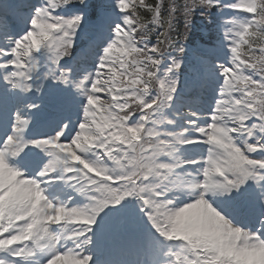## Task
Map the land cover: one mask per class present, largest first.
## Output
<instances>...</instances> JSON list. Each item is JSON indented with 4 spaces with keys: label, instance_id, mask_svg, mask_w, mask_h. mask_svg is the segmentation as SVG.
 I'll list each match as a JSON object with an SVG mask.
<instances>
[{
    "label": "snow or ice",
    "instance_id": "obj_1",
    "mask_svg": "<svg viewBox=\"0 0 264 264\" xmlns=\"http://www.w3.org/2000/svg\"><path fill=\"white\" fill-rule=\"evenodd\" d=\"M0 264H264V0H0Z\"/></svg>",
    "mask_w": 264,
    "mask_h": 264
}]
</instances>
